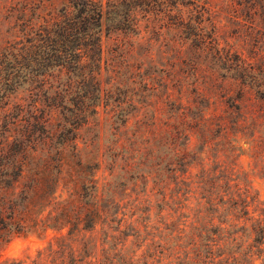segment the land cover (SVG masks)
<instances>
[{"label": "rangeland", "instance_id": "rangeland-1", "mask_svg": "<svg viewBox=\"0 0 264 264\" xmlns=\"http://www.w3.org/2000/svg\"><path fill=\"white\" fill-rule=\"evenodd\" d=\"M95 1L119 12L83 69L51 58L45 86H6L0 67V150L37 131L35 156L63 149L59 201L86 185L108 215L16 236L0 264H264V0ZM68 5L0 0V60L48 44ZM129 11L133 26L114 30ZM83 100L97 114L74 126L75 150L57 137Z\"/></svg>", "mask_w": 264, "mask_h": 264}, {"label": "trees", "instance_id": "trees-1", "mask_svg": "<svg viewBox=\"0 0 264 264\" xmlns=\"http://www.w3.org/2000/svg\"><path fill=\"white\" fill-rule=\"evenodd\" d=\"M116 10L119 12L115 4L105 8L100 1L69 0V5L64 8L63 20L57 21L55 31L51 32L54 35L50 36L49 33L48 44L42 46L34 43L32 46L36 47V51L31 57L13 54L10 59V55L2 56L0 67L2 64L5 65L3 69L7 74L5 85L8 86L11 81L22 78L25 83L41 82V86H45L48 84L46 78L53 75V71L47 74L38 71V68L44 67L47 62L52 63L46 65L53 66L51 58L69 64L70 68L83 69L84 59L89 58V54L101 55L99 39H101L102 21L109 11L114 13ZM24 12L25 10L20 11V18H24ZM118 17L122 19L120 23L125 27H116L114 30H127L133 26L131 23L134 20L130 11L119 14ZM29 26L33 34L36 25L31 23ZM41 34L37 33L36 36L41 37ZM28 40V43H32V39ZM55 66L65 67L62 63ZM91 79L96 80V75H92ZM49 88L46 93L53 89V85ZM2 97L5 98V95ZM64 109L73 112L74 117L70 124L73 127L63 128L57 138L61 137V144L71 143L76 150L78 134L74 126L78 121L87 119L88 112L97 114V109L90 110L84 100L76 106L75 111H71L68 106ZM46 122L48 121H36L33 126L35 128L40 125L42 130L46 131ZM36 132L24 129L23 134L14 136V141L0 150V255L16 236L43 234L48 230L61 232L68 224L71 225L68 235H72L73 230L75 233L91 230L98 220L108 215V212L91 205L93 196L86 185H83V192L77 196L75 202L73 196L59 201L56 194L64 170L63 149H56L53 153L47 152L44 158L35 156L38 150H41L40 153L44 152V146L47 145V140L40 139L36 136ZM55 137L56 134L53 133V140ZM79 202L81 206L78 205ZM87 221H90L92 226L86 225Z\"/></svg>", "mask_w": 264, "mask_h": 264}]
</instances>
